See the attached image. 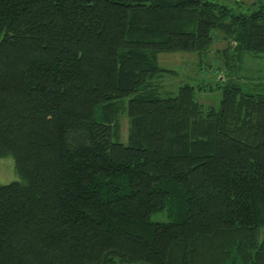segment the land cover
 I'll return each instance as SVG.
<instances>
[{"label":"trees","instance_id":"trees-1","mask_svg":"<svg viewBox=\"0 0 264 264\" xmlns=\"http://www.w3.org/2000/svg\"><path fill=\"white\" fill-rule=\"evenodd\" d=\"M251 5L0 0V264H264V66L217 106L158 82L159 52L214 31L225 64L264 58Z\"/></svg>","mask_w":264,"mask_h":264},{"label":"rangeland","instance_id":"rangeland-1","mask_svg":"<svg viewBox=\"0 0 264 264\" xmlns=\"http://www.w3.org/2000/svg\"><path fill=\"white\" fill-rule=\"evenodd\" d=\"M234 8L236 11L246 12L252 10L255 5H251L256 0H212ZM237 2V3H236ZM218 37H216V35ZM216 37V38H215ZM220 37V38H219ZM222 37V38H221ZM229 38L214 31V41L204 53H197L194 50H174L161 51L158 53L159 63L166 68L159 78V88L164 92L174 93L177 86L182 82H190L193 84V97L202 104L217 106L221 96V84L224 77L234 74H243L258 71L264 66V58L247 57L240 62L230 60L226 64L222 49L226 47ZM228 64V66H227ZM226 68V69H225ZM264 70V67H262ZM121 120L120 139L125 140L126 119L124 116ZM19 179L13 158L10 154L0 155V184L10 180ZM150 219H165V214L159 211H152L149 214ZM264 234V228L261 234ZM133 264H150L138 261Z\"/></svg>","mask_w":264,"mask_h":264}]
</instances>
